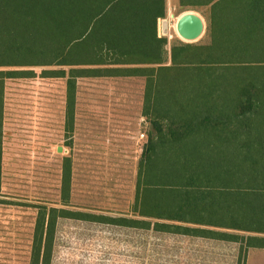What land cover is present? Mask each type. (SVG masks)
Returning a JSON list of instances; mask_svg holds the SVG:
<instances>
[{"label":"trees","instance_id":"trees-1","mask_svg":"<svg viewBox=\"0 0 264 264\" xmlns=\"http://www.w3.org/2000/svg\"><path fill=\"white\" fill-rule=\"evenodd\" d=\"M177 2L203 13L208 38L174 43L167 64L166 40L157 35L166 0H0V171L5 79L33 74L3 68L62 67L43 74L66 79L67 117L77 78L142 76L152 130L136 211L167 221H156L157 230L234 242L243 232L257 241L247 246L264 248V128L256 117L264 108V0ZM222 77L237 87L223 92L231 106L213 102ZM62 177L67 196L70 176ZM75 214L84 215L42 208L30 264H48L45 233Z\"/></svg>","mask_w":264,"mask_h":264},{"label":"rangeland","instance_id":"rangeland-1","mask_svg":"<svg viewBox=\"0 0 264 264\" xmlns=\"http://www.w3.org/2000/svg\"><path fill=\"white\" fill-rule=\"evenodd\" d=\"M169 2L175 4L171 14ZM165 5L157 35L166 40L164 57L169 64L172 44L205 43L208 35L205 27L197 39H182L175 27L183 13L200 15L205 26L206 18L201 11L179 6L177 0H166ZM60 68H3L33 74L4 82L0 264L31 263L35 225L43 207L84 214L59 218L52 235L45 233L44 242L51 245L48 264H243L254 249L247 245L257 242L248 241V234L238 233V242H215L157 230L156 221H167L136 211L139 163L152 130L144 114L145 78L79 77L72 116L67 117L66 79L43 74ZM220 80L212 86L213 102L231 106L232 95L223 92L234 93L237 87L230 78ZM256 117L263 130L264 108ZM65 172L70 176L67 196L62 193ZM252 259L253 264L264 263L261 257Z\"/></svg>","mask_w":264,"mask_h":264},{"label":"water","instance_id":"water-1","mask_svg":"<svg viewBox=\"0 0 264 264\" xmlns=\"http://www.w3.org/2000/svg\"><path fill=\"white\" fill-rule=\"evenodd\" d=\"M176 26L180 37L187 41L197 39L206 27L204 19L194 12L182 14L178 18Z\"/></svg>","mask_w":264,"mask_h":264},{"label":"crops","instance_id":"crops-1","mask_svg":"<svg viewBox=\"0 0 264 264\" xmlns=\"http://www.w3.org/2000/svg\"><path fill=\"white\" fill-rule=\"evenodd\" d=\"M175 5V4H174ZM174 5L169 2V6H168V12L169 14L172 13V11L174 10ZM186 13V12H185ZM184 14V13H183ZM173 45V44H172ZM171 45V46H172ZM171 49V48H170ZM185 235V234H184ZM193 237H199V238H206V237H201V236H193ZM206 239H211V240H215V242H218V241H229V240H222V239H216V238H206ZM218 240V241H217ZM251 248H254V249H251V252H249L247 254V256L245 255V261H244V264H251L253 259L252 257H261L262 259H264V248H261V247H253V246H250ZM259 261V259H258ZM263 262V261H261ZM253 264V263H252ZM260 264H264V263H260Z\"/></svg>","mask_w":264,"mask_h":264},{"label":"bare ground","instance_id":"bare-ground-1","mask_svg":"<svg viewBox=\"0 0 264 264\" xmlns=\"http://www.w3.org/2000/svg\"><path fill=\"white\" fill-rule=\"evenodd\" d=\"M175 29H176V31H177V33H178L177 26L175 27ZM199 37H200V36H199Z\"/></svg>","mask_w":264,"mask_h":264}]
</instances>
